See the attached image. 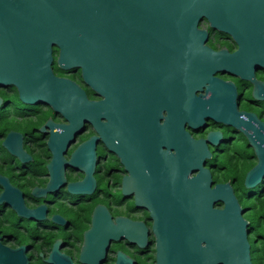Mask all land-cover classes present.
<instances>
[{
	"label": "flooded vegetation",
	"instance_id": "1",
	"mask_svg": "<svg viewBox=\"0 0 264 264\" xmlns=\"http://www.w3.org/2000/svg\"><path fill=\"white\" fill-rule=\"evenodd\" d=\"M258 13L264 18V4ZM200 29L217 58L218 85L194 93L197 107L185 85L176 93L169 80L144 82L137 42L133 53L124 50L114 93L111 73L102 94L81 68H61L57 46L50 69L75 89L69 99L53 92L55 108L30 104L16 86H0V264H158L160 216L191 202H211L218 216L224 185L246 223L251 262L261 264L254 259L264 256V26L247 36L205 21ZM60 137L67 138L54 158ZM216 226L213 237L169 239H218Z\"/></svg>",
	"mask_w": 264,
	"mask_h": 264
},
{
	"label": "water",
	"instance_id": "2",
	"mask_svg": "<svg viewBox=\"0 0 264 264\" xmlns=\"http://www.w3.org/2000/svg\"><path fill=\"white\" fill-rule=\"evenodd\" d=\"M263 4L264 0H0V54L4 55L0 86L14 85L25 102H46L55 108L53 92L65 97L75 91L51 72L50 50L57 46L61 68H81L85 81L93 82L102 94L108 92L111 73L114 93L124 50L133 53L137 42L142 72L149 74L144 82L149 76L157 77L159 86L169 80L176 93L185 85L191 105L197 107L199 97L194 93L206 83L211 88L218 85L211 76L218 70L217 58L203 47L207 32L200 24L205 21L211 30L247 36L264 26L258 13ZM14 52L18 55L13 65ZM67 137H60L58 149L52 148L54 158ZM194 166L192 170L199 169V164ZM225 188L228 185L218 186V200L225 204L218 216L211 202H191L184 210L160 216L162 222L154 226L158 264H252L246 223ZM217 220L218 239H169L213 237ZM132 229L136 235L137 229Z\"/></svg>",
	"mask_w": 264,
	"mask_h": 264
},
{
	"label": "trees",
	"instance_id": "3",
	"mask_svg": "<svg viewBox=\"0 0 264 264\" xmlns=\"http://www.w3.org/2000/svg\"><path fill=\"white\" fill-rule=\"evenodd\" d=\"M262 245V244H261ZM254 261L255 262H258V263H263L264 264V256H263V252H262V250H261V254L260 255H258L257 257H256V259H254Z\"/></svg>",
	"mask_w": 264,
	"mask_h": 264
}]
</instances>
